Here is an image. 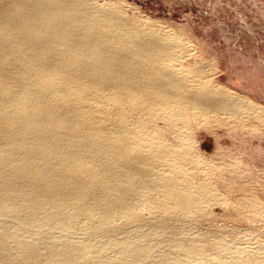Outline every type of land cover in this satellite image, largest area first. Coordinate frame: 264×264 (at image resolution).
<instances>
[{"label":"bare ground","instance_id":"obj_1","mask_svg":"<svg viewBox=\"0 0 264 264\" xmlns=\"http://www.w3.org/2000/svg\"><path fill=\"white\" fill-rule=\"evenodd\" d=\"M174 46L116 1L0 0V264H264L256 247L127 234L158 191L163 209L185 213L211 194L153 121L258 111L199 79ZM109 100L144 125L93 107Z\"/></svg>","mask_w":264,"mask_h":264},{"label":"rangeland","instance_id":"obj_2","mask_svg":"<svg viewBox=\"0 0 264 264\" xmlns=\"http://www.w3.org/2000/svg\"><path fill=\"white\" fill-rule=\"evenodd\" d=\"M106 1H116L123 14L143 17L166 30L185 68L199 69V79L258 109L236 115L227 110L194 123L178 117L168 124L153 121L151 133L157 132L158 143L182 149L188 160H195L186 167L197 174L187 181H205L211 194L185 213L163 209L158 191L154 203L132 209L137 223L127 234L146 233L152 244L163 236L176 244L181 234L189 233L211 247H217L216 241L256 247L264 257V0ZM101 104L93 107L127 120L132 128L146 121L117 108L112 100ZM73 223L82 232L88 230L81 214L73 216ZM234 260L227 257L226 264Z\"/></svg>","mask_w":264,"mask_h":264}]
</instances>
